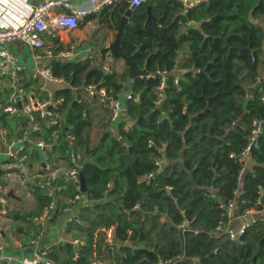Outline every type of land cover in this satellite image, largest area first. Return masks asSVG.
Returning <instances> with one entry per match:
<instances>
[{"label":"trees","instance_id":"trees-1","mask_svg":"<svg viewBox=\"0 0 264 264\" xmlns=\"http://www.w3.org/2000/svg\"><path fill=\"white\" fill-rule=\"evenodd\" d=\"M129 7L128 0H116L78 24L96 18L115 28ZM250 14H264V0H199L191 6L180 0H142L127 16L119 50L145 73L127 82L128 69L105 72L91 64V56L49 59L52 73L68 85L54 91L62 99L50 106L58 121L40 120L42 129L31 135L51 142L47 150L56 153L48 157L53 168L70 167L73 150L86 183L85 204L72 203L75 216L63 230L78 242L53 244L47 248L51 259L60 264L92 259L106 264H264V217L257 216L234 238L213 232L227 223L232 201L239 214L264 208V30ZM156 70L166 72L159 103ZM90 82L111 97H119L128 85L131 96L121 98L123 110L114 122L106 103L98 101L95 108L83 97ZM18 83L26 94L36 85L30 77ZM8 94L9 89L0 94V105ZM4 112L0 108V125L10 130L13 122L21 134L27 126L22 108ZM95 125L99 130L92 140ZM256 125L259 131L248 151L253 165L243 171L242 155ZM53 181L62 186L55 190L50 221L65 212V200L75 190L64 176ZM27 190L29 200L5 196L10 203L5 216L19 221L18 232L35 227L31 216L52 198L37 184Z\"/></svg>","mask_w":264,"mask_h":264},{"label":"built area","instance_id":"built-area-1","mask_svg":"<svg viewBox=\"0 0 264 264\" xmlns=\"http://www.w3.org/2000/svg\"><path fill=\"white\" fill-rule=\"evenodd\" d=\"M116 0H90L93 4L92 10L93 12L100 11L104 6L114 2ZM142 0H128L129 6L133 7L135 5L140 4ZM184 3V5L191 6L193 1L190 0H180ZM69 7L68 2H64L63 0H43L42 2L36 4L25 14H20L16 17H12L9 14L10 8L7 7V13L11 17H6L5 9L0 7V44L6 43L9 40L19 39L24 42L26 45H31L33 48L37 49V52L34 54L35 57H50L56 58L62 61H67V59H72L73 57L79 54L77 50V46L73 43H70L67 47L54 49L51 46L45 47L43 41V35L47 33L50 29L55 28H77L79 26L78 22L80 19L86 16L89 13L88 10L83 9H70L66 12H57L55 9L57 7ZM5 7V8H6ZM102 69L107 72L112 69L109 65H102ZM22 71L21 65H19L16 60L13 52L9 48L1 47L0 48V75H4V73L10 74L12 77V91L10 92L8 99L1 106V109L8 113H14L18 111L19 105L25 114L27 126L23 129L21 134H17L14 137L8 136L4 130L0 127V153L3 154L6 159L11 160L15 164L23 165L27 160V143L31 142L34 145L40 147L41 149H49L52 145L51 142H46L43 138H33L31 133L33 131H40L42 129L41 121H44L45 124L56 123L58 121L56 117V111L53 110V107H56V103L60 102L61 97L55 98L54 95L51 98L49 93H46L47 98L41 99L36 98L34 94L25 93L24 88L16 83L18 78V74ZM158 75V85H157V99L155 102L159 103L162 97V90L165 85L166 72L156 70ZM34 77L39 76L44 80L53 81L59 83L61 85H68V83L61 76L54 75L51 71L49 65L44 68H41L37 72L33 74ZM176 81V78L173 79ZM41 91H45L43 86H40ZM84 90L89 96H96L101 103H106L108 106V118L111 122H114L121 111L123 110L122 99L119 97H111L107 96L105 88L99 87L97 83H88L85 85ZM125 99H128L131 94L130 91H127L125 95H123ZM52 106V108H50ZM259 131V126L256 125L250 135V144L255 143V134ZM245 149L243 154L248 153L249 146ZM46 172L47 175L38 183L41 187H45L48 189V194L52 195L51 200L42 207V210L39 214H35L31 216V219L39 224H42L48 221L51 218V213L56 206L55 202V190H58L62 185L55 183L53 180L55 178L54 168L52 167L51 162L46 159ZM69 163L70 167H64L62 169H56L60 171L64 177L71 180L75 186V190L73 195L70 198H67L65 202L68 204L65 207V212L67 213V221H70L71 218L75 216V209L73 206L74 202H82L84 201L82 197V192L80 190L79 183V170L80 166L76 160V154L73 150L69 152ZM109 185V184H108ZM2 186L0 185V205L1 212L5 213L6 209H8L7 201L5 198V193L1 192ZM73 203V204H72ZM234 202H230L227 207V217L228 221L226 224L219 223L214 228L213 232L215 233H224L226 236L230 238H234L242 234L245 226H247L250 222H246L241 224L239 227H232L231 225V209L233 207ZM260 210L249 207L244 214H252V216L259 215ZM256 219V217L252 218V220ZM187 225V221L184 220L180 225L181 228H185ZM111 229L108 228L106 230L107 237L110 236ZM74 242H78V239L75 238ZM1 248V246H0ZM0 259L2 261H10V257L1 256ZM173 260L159 261L158 264H171ZM10 264H17L15 261H12ZM32 264H60L57 263L53 258L49 257L47 249H38L34 253V262ZM88 264H103L97 259H92Z\"/></svg>","mask_w":264,"mask_h":264},{"label":"crops","instance_id":"crops-1","mask_svg":"<svg viewBox=\"0 0 264 264\" xmlns=\"http://www.w3.org/2000/svg\"><path fill=\"white\" fill-rule=\"evenodd\" d=\"M43 0H0V7L3 9L6 13V17H16L20 14H25L30 7L35 6L36 4L42 2ZM64 2H68L69 7H57L55 11L57 12H66L70 9H83L88 10L89 13L93 12L92 7L93 4L90 2V0H63ZM193 1V4L198 2L199 0H190ZM10 8L9 14L7 13V7ZM6 7V8H5ZM250 20H252L255 23H258L262 26L264 30V14L262 15H249ZM116 33V27H110L107 26V24L98 23L97 19H90L87 20L83 25H79L77 28L69 29V28H55L50 29L43 35V41L45 47L51 46L54 49L57 48H63L67 47L70 43H73L77 46V50L79 54L72 59L79 58L83 59L87 56H91V64H96L98 66L102 65H109V67L112 70H115L117 72H122L124 69H127L128 66L126 65L123 58H110L108 56L109 53V42L112 41L114 38V35ZM5 47L9 48L14 56L16 62L21 65L22 71L18 74V78L16 80V83H18V80L23 78L24 80H28V78H33L36 82L35 87L30 86L28 87L29 93L34 94L36 98L46 99V93H49L50 97L52 98L54 95L55 89L59 88L61 84L53 82V81H46L43 78L36 76L34 77L33 74L40 70L41 68H44L47 66V63L50 59V57H35L34 54L37 52L36 48H33L31 45H26L24 42H22L19 39H13L9 40L6 43H1L0 48ZM107 52L104 53L103 57L100 56V51L103 48H107ZM263 59H264V42H263ZM93 68V67H92ZM174 72H179L178 70H174ZM19 84V83H18ZM40 86L44 87L45 91L40 90ZM128 86V85H127ZM125 86L121 93L119 94V98L121 99L123 95L129 91V89ZM12 77L10 76L9 72L4 73V75H0V94L3 92H7L9 89V94L12 91ZM8 94V96H9ZM83 97L90 103H92L95 108H99L98 98L97 100H92L89 95L86 94V92L83 93ZM8 99V97L5 99ZM4 102V103H5ZM3 103V104H4ZM2 104V105H3ZM1 108V106H0ZM7 113H2V115H6ZM9 118V116H7ZM107 118V115H106ZM8 121V119H7ZM94 121L96 122V117H94ZM1 124V123H0ZM11 129L8 130L4 126L0 127L4 130V132L11 137L16 136L18 133L16 126L13 122L10 123ZM98 129L99 127L95 125L93 129ZM92 129V130H93ZM91 136V135H90ZM50 149V148H49ZM47 149H41L40 147L34 145L33 143L29 142L27 143V160H26V166H27V173L28 176H30V179H35V182H32L33 184H37L47 175L46 172V164H45V157L48 159L55 158L56 153L52 150L49 151L48 155H46ZM51 151V152H50ZM242 159L244 160V169L243 171H248L251 166L253 165V159L250 156V153H246L242 155ZM8 159L0 153V167L3 170L9 169L10 167H16L18 168L15 163L7 162ZM50 161V160H49ZM2 163V164H1ZM64 165H58L57 167H54V175L55 177L63 176V174L60 171H57L56 169H62L64 168ZM44 168V170H42ZM19 168L17 170H11L10 172H18ZM10 172H4L0 173V180L3 181V183L0 181V185L2 186V191L4 192L5 196H7V192L9 190H12V194L14 196H18L16 192V188L11 187L9 190L5 187V182L16 179L15 174H10ZM1 174H10L1 177ZM32 177V178H31ZM32 183H29L28 181H25L20 184L21 190H23V200H29L31 198V195L29 193L28 186ZM25 185V186H24ZM24 186V187H23ZM14 189V190H13ZM12 195V196H13ZM55 195V199H56ZM21 197V196H20ZM6 198V197H5ZM22 200V201H23ZM7 204L10 205L8 200L6 199ZM57 203V200L55 204ZM85 204V200L78 203V204ZM8 205V207H9ZM7 210V209H6ZM6 213V212H5ZM5 213L1 212L0 209V216H2L8 223L9 228L7 229H1L0 228V257L1 256H8L10 257V261H2L0 259V264H10L12 261H15L17 264H32L34 262V253L38 249H47L51 247L53 244H57L60 242L68 241L73 242L75 237H69L65 236L63 234L65 222H67V213L63 212L59 214L53 221H46L40 225L39 223L34 222L36 224L35 227L29 229L24 228L23 232L16 231V227L19 226V221L12 220L5 216ZM261 216L264 217V208L259 212V215L252 216V214H239L237 212L236 202H234L233 207L231 209V225L232 227L236 228L239 227L241 224L252 221V218ZM109 238V237H108ZM71 244V243H70ZM132 244H135L132 242ZM103 264H106L103 262Z\"/></svg>","mask_w":264,"mask_h":264},{"label":"water","instance_id":"water-1","mask_svg":"<svg viewBox=\"0 0 264 264\" xmlns=\"http://www.w3.org/2000/svg\"><path fill=\"white\" fill-rule=\"evenodd\" d=\"M132 7H129L126 9L125 13L120 17L119 20V24L116 26V33L114 35V38L112 39L111 42H109V54L111 58H118L121 57L124 59L126 65L128 66V73H127V78H126V82L136 76V75H143L145 73V70L142 68H139L136 63H134L131 55H124L120 50H119V39L122 35V32L124 30V26L126 25V21H127V16L129 14V12L131 11ZM148 13L149 15H151L150 12V6L148 5ZM167 29H169L168 26H166ZM180 29L173 31V32H179ZM90 69L87 70L85 77L87 76V74L89 73ZM19 107H21L19 105ZM252 149V144L249 146V151ZM18 168L16 167H10L9 169L3 170L0 167V173H4L6 172H10L11 170H17ZM79 183H80V190L81 192H85L86 190V183L84 182L83 176H82V171L81 169L79 170ZM12 194V190H9L7 192V196H11Z\"/></svg>","mask_w":264,"mask_h":264},{"label":"rangeland","instance_id":"rangeland-1","mask_svg":"<svg viewBox=\"0 0 264 264\" xmlns=\"http://www.w3.org/2000/svg\"><path fill=\"white\" fill-rule=\"evenodd\" d=\"M96 134H97V129L94 128L93 130H91L90 135H91L92 140L96 138ZM15 165L19 168L18 172H10V174H15L16 179L5 182V187L7 190H9L11 187H14V188L17 187L16 192L20 197V196H23V192H22L23 190L19 189L20 184L28 180H29V183L35 182L36 180L30 179V176H28L26 164H23V165L15 164ZM10 174H1V177L6 176V175L8 176ZM0 228L1 229L9 228L7 221L2 216H0Z\"/></svg>","mask_w":264,"mask_h":264}]
</instances>
